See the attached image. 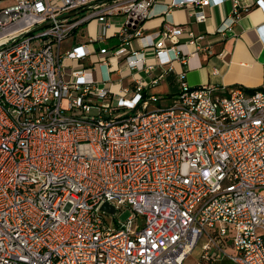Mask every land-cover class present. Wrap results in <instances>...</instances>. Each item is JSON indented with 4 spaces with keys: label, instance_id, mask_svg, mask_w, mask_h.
Listing matches in <instances>:
<instances>
[{
    "label": "built area",
    "instance_id": "2783aa9c",
    "mask_svg": "<svg viewBox=\"0 0 264 264\" xmlns=\"http://www.w3.org/2000/svg\"><path fill=\"white\" fill-rule=\"evenodd\" d=\"M95 1L0 0V264H184L199 242L204 264H264V84L193 86L181 71L169 98L140 80L115 90L121 61L171 71L198 37L170 22L143 35L156 0H131L121 29L118 1ZM221 1L170 6L202 22ZM254 6L233 0L217 31ZM91 21L101 33L65 47Z\"/></svg>",
    "mask_w": 264,
    "mask_h": 264
},
{
    "label": "crops",
    "instance_id": "0c3cea01",
    "mask_svg": "<svg viewBox=\"0 0 264 264\" xmlns=\"http://www.w3.org/2000/svg\"><path fill=\"white\" fill-rule=\"evenodd\" d=\"M113 0H96V4L109 6ZM119 13L110 16V21L121 29L126 17L125 10L131 0H117ZM173 0H156L151 8V15L143 23L142 34L154 35L161 31L167 23L181 25L185 29L192 30L198 37L199 49L196 53L189 52L184 60L173 63L171 71H165L167 67L157 66L156 59L151 50H146V61L154 64L149 71H131L119 61L118 66L111 73L113 79L112 88L134 86L137 80L145 82V90L169 98L178 92L177 76L181 71L186 72V81L190 85L214 84L226 87H241L246 92L248 89H258L264 84V10L254 6L245 13L232 27L224 33L217 31L222 21L232 13V1L223 0L204 8L207 18L197 22L190 14L191 6H170ZM166 6H169L166 8ZM89 35L84 39H74L71 44L84 43L89 38L100 34L103 25L98 21L87 23ZM71 39V38H70ZM127 46L130 50L142 49L139 38L133 37ZM180 43L188 40L186 35L179 37ZM114 44V47L122 42L120 37H110L106 43ZM97 44V43H96ZM94 46H97V45ZM195 46L189 47L193 51ZM165 71L164 76L157 84L151 80ZM163 89V90H161ZM160 93V94H159ZM165 100L162 102L164 103ZM167 102V101H166ZM225 258H216L206 264H224ZM216 262V263H215ZM198 264H204L198 261ZM227 264V263H226Z\"/></svg>",
    "mask_w": 264,
    "mask_h": 264
},
{
    "label": "rangeland",
    "instance_id": "374dc122",
    "mask_svg": "<svg viewBox=\"0 0 264 264\" xmlns=\"http://www.w3.org/2000/svg\"><path fill=\"white\" fill-rule=\"evenodd\" d=\"M8 2H12V0H8ZM89 35V30H88V25L84 24L82 25L77 31L74 32L73 36L74 39H84L87 38ZM73 36L71 37V39H69L67 41V43H65V47L68 45V42H70V40H73ZM98 47L99 44H96ZM106 46H113L114 44L112 43H105ZM97 66H99V64L97 63ZM97 78V77H96ZM163 90V89H161ZM160 94V93H159ZM150 109L152 110L153 108L150 107ZM130 214V210L129 208H125L122 207L119 212L116 215V218L121 219V220H125L127 218V216ZM201 243L199 242L198 245L196 246V248L194 249L193 253L185 260L184 264H198L197 262L200 260V255H201ZM225 249L227 251H230V249L226 246H224ZM225 263L224 264H233L229 259L225 258ZM216 263V262H215Z\"/></svg>",
    "mask_w": 264,
    "mask_h": 264
},
{
    "label": "water",
    "instance_id": "95a60500",
    "mask_svg": "<svg viewBox=\"0 0 264 264\" xmlns=\"http://www.w3.org/2000/svg\"><path fill=\"white\" fill-rule=\"evenodd\" d=\"M104 210H109L111 212L114 211V208L112 206H110L109 204L105 203L102 207Z\"/></svg>",
    "mask_w": 264,
    "mask_h": 264
},
{
    "label": "trees",
    "instance_id": "16d2710c",
    "mask_svg": "<svg viewBox=\"0 0 264 264\" xmlns=\"http://www.w3.org/2000/svg\"><path fill=\"white\" fill-rule=\"evenodd\" d=\"M256 89H248V91L250 92V93H252V92H254Z\"/></svg>",
    "mask_w": 264,
    "mask_h": 264
}]
</instances>
